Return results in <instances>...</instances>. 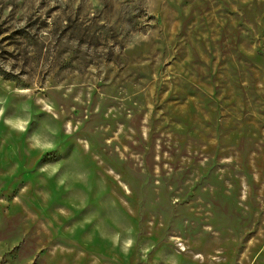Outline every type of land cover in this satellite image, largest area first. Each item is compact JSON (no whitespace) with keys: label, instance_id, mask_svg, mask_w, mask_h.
<instances>
[{"label":"rangeland","instance_id":"1","mask_svg":"<svg viewBox=\"0 0 264 264\" xmlns=\"http://www.w3.org/2000/svg\"><path fill=\"white\" fill-rule=\"evenodd\" d=\"M0 264H264V0H0Z\"/></svg>","mask_w":264,"mask_h":264}]
</instances>
